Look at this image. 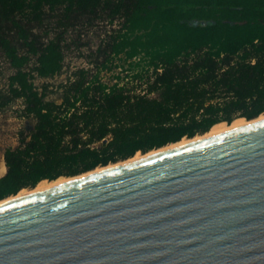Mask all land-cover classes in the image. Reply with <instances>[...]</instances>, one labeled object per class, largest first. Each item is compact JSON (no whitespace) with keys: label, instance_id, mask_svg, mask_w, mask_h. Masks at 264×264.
<instances>
[{"label":"trees","instance_id":"trees-1","mask_svg":"<svg viewBox=\"0 0 264 264\" xmlns=\"http://www.w3.org/2000/svg\"><path fill=\"white\" fill-rule=\"evenodd\" d=\"M98 20L119 27L94 68L39 87L63 72L67 33ZM0 57V113L21 100L34 120L4 151L0 201L264 114V0H0Z\"/></svg>","mask_w":264,"mask_h":264},{"label":"water","instance_id":"water-1","mask_svg":"<svg viewBox=\"0 0 264 264\" xmlns=\"http://www.w3.org/2000/svg\"><path fill=\"white\" fill-rule=\"evenodd\" d=\"M0 264H264V120L0 205Z\"/></svg>","mask_w":264,"mask_h":264},{"label":"rangeland","instance_id":"rangeland-1","mask_svg":"<svg viewBox=\"0 0 264 264\" xmlns=\"http://www.w3.org/2000/svg\"><path fill=\"white\" fill-rule=\"evenodd\" d=\"M78 25H76L74 28H72L71 31H69L66 35L67 42L70 44L67 49H66V58H65V67L63 72L50 79H42V78H37L36 79V84L41 87L43 82H50L53 85H56L60 83L61 81H64L67 77V75L75 68L77 67H90L94 68L93 66V60H95V57H92L91 54L97 49L99 44L101 43L102 39L106 36L107 31L111 30L112 28H117L119 27L118 23L115 24H109L106 21H96L94 24H84L82 21H79ZM82 43L83 45L81 47H78L77 44ZM121 67H118L114 69L113 72H103V78L107 82L114 83L115 78H113V75L121 72ZM11 73V69L9 67V64L5 61L4 58L0 57V87L3 86L7 80V76ZM51 98L54 99H59V94H52ZM23 108V104L21 100L16 101L13 103L10 107H8L6 110L0 113V166L2 167L5 166V161H4V151L7 148L10 147H16L19 144V138H20V133L24 131L25 133L29 132L34 125V120L26 117L20 116L21 110ZM261 116H264V114L260 115L258 118H254L252 120H248L244 117L237 118L231 123L228 122H220L216 125H214L207 133L202 134V135H197L193 138H187L184 137L181 141L176 142V143H171L168 144L164 147L158 148L151 150L147 153L143 152H138L136 155L131 157L130 159L119 161L117 163H110L106 166H99L94 170L85 172L80 175L76 176H61L56 180H45L37 184L34 188H24L22 191H20L17 195H12L9 196L8 198L4 199H13L19 194H25V196L32 195L34 191L38 190L39 188L42 187H48L47 189H50V186H52L56 182H68L72 179H76L78 177L87 175L89 173H93L97 170H101L106 167H114L119 164H123L129 160L135 161L138 159H141L143 157H147L148 155L152 154H158L160 150L163 149H168L169 147L173 145H177L179 143H184V144H189L188 142L196 140V139H203L207 135L211 134L213 132L214 127H220V130H223V132L229 131L230 127L234 123H241V125H245L251 121L258 120ZM240 121V122H239ZM221 132V133H223ZM220 134V133H219ZM181 147V146H180ZM130 163V162H129ZM42 189L38 190L39 192L47 190ZM27 193V194H26ZM38 193V192H37ZM23 196V197H25Z\"/></svg>","mask_w":264,"mask_h":264},{"label":"bare ground","instance_id":"bare-ground-1","mask_svg":"<svg viewBox=\"0 0 264 264\" xmlns=\"http://www.w3.org/2000/svg\"><path fill=\"white\" fill-rule=\"evenodd\" d=\"M262 120H264V116H261L258 120H254V121H251V122H249V123H247V124H245V125H243V126H246V125H249V124H252V123H255V122H258V121H262ZM240 122V121H239ZM242 125H241V123H234L229 129L230 130H234V129H237V128H240V127H243ZM220 127H214L213 128V132H211V134H209V135H207L206 137H204L203 139H206V138H209V137H212V136H216V135H219V133L220 134H222L221 132H223V130H220L219 129ZM229 130V131H230ZM227 132V131H226ZM224 133V132H223ZM203 139H201V140H203ZM197 141H200L199 139H196V140H193V141H190V142H188L189 144H191V143H194V142H197ZM184 145H186V144H184V143H179V144H177V145H173V146H171V147H169L168 149H163V150H160L159 152H158V154L159 153H162V152H165V151H168V150H171V149H174V148H177V147H180V146H184ZM154 154H152L151 153V155H148L147 157H150V156H153ZM156 155V154H155ZM147 157H143V158H141V159H144V158H147ZM141 159H138V160H141ZM138 160H135V161H138ZM135 161H133V162H135ZM129 162L130 163H132V160H129V161H127V162H125V163H123V164H119V165H117V166H121V165H124V164H129ZM114 167H116V166H114ZM114 167H106V168H103V169H101V170H97V171H95V172H93V173H89V174H87V175H84V176H81V177H78V178H82V177H85V176H89V175H92V174H95V173H98V172H102V171H105V170H108V169H110V168H114ZM5 166H3L2 165V167L0 168V175L1 174H3V173H5ZM78 178H76V179H78ZM76 179H72V180H70V181H73V180H76ZM70 181H68V182H70ZM67 183V182H66ZM62 184H65V182H63V181H60V182H56V183H54L52 186H50V188H54V187H57V186H59V185H62ZM47 189L48 187H42V188H39L38 190H42V189ZM38 190H36V191H34L33 193H31V194H35V193H37V192H39ZM27 194V193H26ZM23 196H25V194H19L18 196H16L15 198H13V199H8V200H5V201H0V205H2V204H5V203H8V202H11V201H14V200H17V199H20V198H23ZM26 197V196H25Z\"/></svg>","mask_w":264,"mask_h":264},{"label":"crops","instance_id":"crops-1","mask_svg":"<svg viewBox=\"0 0 264 264\" xmlns=\"http://www.w3.org/2000/svg\"><path fill=\"white\" fill-rule=\"evenodd\" d=\"M0 168H1V166H0ZM5 173H6V171H7V167H6V164H5ZM5 173H3V174H1L0 176H2V175H4Z\"/></svg>","mask_w":264,"mask_h":264}]
</instances>
